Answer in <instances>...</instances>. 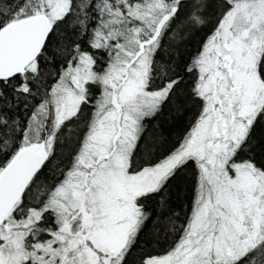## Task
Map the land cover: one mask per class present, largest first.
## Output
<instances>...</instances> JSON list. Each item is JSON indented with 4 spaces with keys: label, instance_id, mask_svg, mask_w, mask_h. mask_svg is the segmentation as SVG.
<instances>
[{
    "label": "snow or ice",
    "instance_id": "6c2138e0",
    "mask_svg": "<svg viewBox=\"0 0 264 264\" xmlns=\"http://www.w3.org/2000/svg\"><path fill=\"white\" fill-rule=\"evenodd\" d=\"M0 264H264V0H0Z\"/></svg>",
    "mask_w": 264,
    "mask_h": 264
}]
</instances>
